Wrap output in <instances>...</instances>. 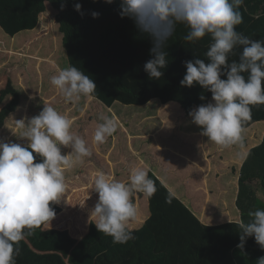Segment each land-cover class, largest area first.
Returning a JSON list of instances; mask_svg holds the SVG:
<instances>
[{"label":"clouds","instance_id":"1","mask_svg":"<svg viewBox=\"0 0 264 264\" xmlns=\"http://www.w3.org/2000/svg\"><path fill=\"white\" fill-rule=\"evenodd\" d=\"M104 2L112 4L114 0ZM243 3L244 0H120L119 4V15L132 19L136 29L151 39L152 58L144 64L150 78L163 75L161 69L168 64L165 47L178 24L188 28L184 36L188 42L211 37L205 54L208 62L200 58L184 61L186 73L180 83L187 87L198 84L211 92L214 103L201 104L189 115L201 127L202 135L222 148L243 145V125L251 119L252 106L264 104V41L237 31L243 20L239 10ZM73 7L84 14L80 3ZM99 15L91 12L93 18ZM237 47L242 48L239 59L230 62L229 56ZM50 83L68 102H77L82 96L95 98L96 84L75 66L58 69ZM199 98L205 99L203 95ZM101 120L93 136L96 144L106 142L118 128L114 117L102 116ZM74 123V118L45 105L27 122L16 120L21 130L19 137L27 141L26 146L0 142V264H16L19 242L41 225L50 224L56 215L52 205L66 192L65 172L92 155L86 141L72 130ZM62 147L70 151L62 153ZM37 156L40 162H36ZM149 171L147 166L132 168L128 182L103 171L95 173L90 188L98 194V202L91 215L96 218V229L114 243L135 238L129 228L137 217L133 192L151 198L157 191ZM172 196L170 191L167 202ZM248 215L249 222H235L240 229L237 247L243 249L246 238L254 237L264 249V209ZM258 264H264V256Z\"/></svg>","mask_w":264,"mask_h":264},{"label":"trees","instance_id":"2","mask_svg":"<svg viewBox=\"0 0 264 264\" xmlns=\"http://www.w3.org/2000/svg\"><path fill=\"white\" fill-rule=\"evenodd\" d=\"M75 3L81 4L83 15L74 10ZM47 4L53 10L61 35L64 68L72 65L88 75L96 84L95 98L104 105L109 107L116 102L144 105L155 99L154 103L160 104L174 101L189 113L212 99L211 92L200 85L187 87L180 83L186 73L184 61L200 58L208 62L205 54L212 43L210 36L188 42L184 40L188 28L178 24L165 47L168 64L161 69L163 75L154 79L144 71V64L152 58L151 39L136 29L132 19L119 15L120 0L112 4L104 0H0V12L7 14L6 20H2L5 34L11 36L34 29ZM239 10L243 20L237 31L250 39L264 41V0H244ZM93 11L100 15L93 18ZM234 51L229 56L230 62L238 61L242 48ZM201 95L204 100L199 98ZM17 102L16 95L5 103L0 109V118L15 117L11 113ZM251 112V119L244 123L243 129L259 122L264 124V104L252 106ZM40 160L37 156L36 162ZM148 174L157 191L149 198L150 216L140 227L130 228L134 239L114 243L110 236L90 227L77 240L65 231L49 229L44 224L16 246L19 249L16 264H258L264 249L254 237H247L240 249L237 247L240 229L235 222L207 227V234L192 231L197 220L173 196L167 202L169 192L151 172ZM254 181H258L264 192V134L249 149L239 171L236 206L240 219L246 223L251 220L249 212L264 209V200L257 197L252 186ZM52 207L57 215L60 208L57 204ZM55 244L58 263L34 250L56 247Z\"/></svg>","mask_w":264,"mask_h":264},{"label":"crops","instance_id":"3","mask_svg":"<svg viewBox=\"0 0 264 264\" xmlns=\"http://www.w3.org/2000/svg\"><path fill=\"white\" fill-rule=\"evenodd\" d=\"M38 25L30 30L37 29ZM16 34L11 35V39ZM9 90H15L18 96V102L11 114L22 119L23 114L25 116L24 109L28 104L21 103L23 97L21 98L13 85ZM51 94L53 95L50 97L60 95L58 90ZM12 99L13 97L9 96V100ZM60 103L64 104L63 115L69 118L76 117L75 105L80 103L77 110L84 114L89 113L87 118L90 120L97 112L94 107L97 106L95 103H101L112 115L111 117L121 121L118 122L121 123V127H118L111 136L113 144L108 147L105 143L106 147L92 152L88 159L99 164V168L89 169L85 174L92 173L95 176L96 171H103L116 180L128 182L132 168L147 166L150 169L149 172L162 183L168 192L171 191L173 197L181 202L197 220L196 226L191 224L192 231H197L200 235L201 233L207 234V227L224 225L240 219V212L236 206L239 171L249 149L258 143L251 142L249 145L243 141V145H233L234 148L229 151L230 153H222L229 147L222 148L208 141V138L202 135L201 127L195 123L193 126L180 124L181 114H177L179 110L176 107L166 106L165 103H153L154 106L150 109L132 110V114H138L136 119L128 117L124 113V107L121 108L123 110L121 117L117 115L113 111V107L118 106L117 102L108 107L97 98L88 99L82 96L77 102H68L60 95V98L50 105L56 108ZM101 104L98 105L103 107ZM42 109L37 110L36 115ZM248 128L244 131L247 132ZM114 145L115 148H113ZM65 152L68 153L69 150L66 149ZM88 160L84 159V165ZM83 163L78 164L77 169L81 170ZM233 185L236 187L235 191L232 189ZM133 193L141 192L134 191ZM132 200L137 208V217L129 225V228L133 229L145 222L150 216V210L149 198L143 193L140 199L133 195ZM59 202L60 200L56 203L59 204ZM60 214L61 212L56 216ZM56 222L53 219L45 226L55 229L57 228Z\"/></svg>","mask_w":264,"mask_h":264},{"label":"rangeland","instance_id":"4","mask_svg":"<svg viewBox=\"0 0 264 264\" xmlns=\"http://www.w3.org/2000/svg\"><path fill=\"white\" fill-rule=\"evenodd\" d=\"M46 6V10L40 15L37 29L18 32L12 39L5 34L4 24L2 23V20H6L7 14L4 12V9H2L4 13L0 12V109L9 101V96L14 98L17 95L15 90H9L11 89V85H13L21 98L23 97L21 103L28 104L24 109L25 116L23 114L22 118L26 122L36 115L37 110L60 98V95H57V97H50L53 95L51 93L57 90L50 83V80L53 75L57 74L58 69L64 68V51L61 45V35L54 21L53 10L50 8L49 4ZM210 102L214 103L212 99L208 103ZM153 103L152 101L144 105H123L118 103V106L113 107V111L121 117L123 113L121 108L124 107V113L128 117H131V119H136L138 114H132V110H143V108L150 109L154 106ZM95 104L97 105L94 106L97 112L90 120L87 118L89 113L84 114L77 110L80 103L79 105H75L76 117L74 118L75 123L72 128L74 132L86 141L91 152H96L97 150L99 151L100 148L106 147L105 143H107L108 147L113 144L111 136L103 144H96L93 140L97 125L103 122L101 117L112 116L101 103ZM98 104H101L103 107H100ZM165 104L166 106L176 107L179 110L176 111L177 114H181L180 124H189L193 126L194 123L192 122L191 116L188 115L189 113L184 111L178 103L168 101ZM63 106L64 104L60 103L59 106L56 107V110L61 114H63ZM147 111L151 112V110ZM110 112L112 114L111 110ZM186 115L188 116L185 117ZM5 118L4 116L0 118V142H14L26 146L27 141L19 137L21 130L16 126V120H20V117L18 118L15 115V117H10L8 120ZM118 122L121 121L119 120ZM118 127H121V123H118ZM248 129L247 132L243 131L244 141L249 145L251 142L259 143L264 134V124L261 122L255 123ZM113 148H115V145ZM233 148L234 146H230L222 153L228 154ZM64 149L66 151L68 148H62V153L66 154ZM68 150L70 151V149ZM89 158L90 157L84 159L88 160ZM94 162V160H88L85 165L83 163L84 166L80 167L81 170L77 169V164L65 172L66 192L62 194L59 199L60 205L55 203L58 205L61 212L60 215H55L53 218L55 222L57 221L55 225L57 228L55 229L65 231L70 237L76 238L77 240L80 239L90 227L96 228V218L91 215L98 202V195L90 188L94 175H92V173L85 174L89 169L99 168V164ZM232 184H234V182ZM252 186L255 189L257 197L263 201L264 192L259 187L258 181L252 182ZM234 188L236 189L235 185L232 186V189L235 191ZM133 195H136V197L140 199L142 193H133ZM217 213L219 214L220 212L218 211ZM236 218H238V216ZM55 246L56 247H40L38 250H34L36 253L48 255V259H52L58 263V259L56 258L57 253H55L58 246L57 244H55Z\"/></svg>","mask_w":264,"mask_h":264}]
</instances>
